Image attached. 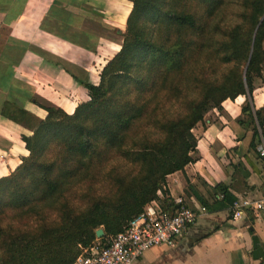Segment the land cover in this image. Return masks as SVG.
I'll return each instance as SVG.
<instances>
[{"label": "trees", "instance_id": "16d2710c", "mask_svg": "<svg viewBox=\"0 0 264 264\" xmlns=\"http://www.w3.org/2000/svg\"><path fill=\"white\" fill-rule=\"evenodd\" d=\"M122 35L98 83L76 78L89 98L72 112L38 103L0 66V87H7L0 116L28 131L20 134L27 154L0 176V264H72L151 199L172 207L162 194L165 176L195 159L192 128L227 98L245 97L246 117L237 122L252 125L250 146L264 139V104H252L264 57V0H132ZM26 98L45 114L27 109ZM114 155L138 171L105 170ZM198 179L211 199L188 180L187 191L207 209L231 212L236 196L228 185ZM83 184L94 190L85 204L77 199Z\"/></svg>", "mask_w": 264, "mask_h": 264}, {"label": "crops", "instance_id": "0c3cea01", "mask_svg": "<svg viewBox=\"0 0 264 264\" xmlns=\"http://www.w3.org/2000/svg\"><path fill=\"white\" fill-rule=\"evenodd\" d=\"M131 6L132 0H0L2 71L38 103L72 112L89 98L76 78L98 83L102 65L122 44ZM239 97L223 100L215 119H207L202 134H196L197 145L190 153L198 159L185 165L186 175L208 198L198 177L210 184L223 181L236 198L264 200L262 161L257 148L250 146L252 125L236 119L244 95ZM228 100L233 105H226ZM252 104H264V90L252 92ZM24 106L45 114L27 98ZM22 132L20 124L0 116V176L25 154ZM186 175L182 170L167 175L170 195L198 206L201 203L187 191ZM229 211L201 212L173 245L151 246L134 264H264V210L238 218Z\"/></svg>", "mask_w": 264, "mask_h": 264}, {"label": "built area", "instance_id": "2783aa9c", "mask_svg": "<svg viewBox=\"0 0 264 264\" xmlns=\"http://www.w3.org/2000/svg\"><path fill=\"white\" fill-rule=\"evenodd\" d=\"M257 151L264 171V143L257 146ZM261 209L264 210L263 199L236 198L231 205V217L238 218L250 210L256 213ZM206 210L205 205L192 206L180 196L174 198V205L169 208L151 199L121 230L83 247L72 264H134L151 246L173 245Z\"/></svg>", "mask_w": 264, "mask_h": 264}, {"label": "rangeland", "instance_id": "374dc122", "mask_svg": "<svg viewBox=\"0 0 264 264\" xmlns=\"http://www.w3.org/2000/svg\"><path fill=\"white\" fill-rule=\"evenodd\" d=\"M263 49H264V41H263ZM259 90H264V57H263V60L261 62V73H260V76H257V75H254L253 77V91H256L258 92ZM240 99V97H238V100ZM245 100V97L243 98ZM244 100L242 101L241 105L244 103ZM222 103L223 101L221 102V107L220 108H212L210 110H208L205 114H204V117H203V120L202 121H199L197 122L194 127L192 128V131L194 132V134H202V128L206 125V120L207 119H210L211 121H213L215 119V117L217 116V111L219 109L222 108ZM225 104L226 105H231L232 103L228 100V101H225ZM233 105V104H232ZM240 116H243V118H245V113H241ZM237 119V117H236ZM251 125V124H249ZM23 130L25 132H28L26 128H23ZM197 136V135H196ZM259 145V144H258ZM25 147V143L23 145ZM196 148V147H195ZM25 154H27V149L25 148L24 150ZM192 155L195 157V159L193 161H195L196 159H198V157L196 156V154L193 152ZM21 159V158H20ZM21 161V160H20ZM118 166V171L122 174V173H125L126 171H128V173L130 174H135L137 171H138V165L136 164H132L130 161H128L127 159L123 158V157H120V156H111L109 159H108V163L105 165V170H108L110 169L111 167H114V166ZM188 167V170L190 169V165L187 166ZM177 171V170H175ZM182 171L184 172V174L186 175V169H185V165H184V168L182 169ZM117 172V170H116ZM174 172V171H173ZM172 173V172H171ZM169 174V173H168ZM167 174V175H168ZM167 175L165 176V182L164 184H162V191H163V195H167V193L170 194V191H169V187L167 185ZM186 180L189 181V177L186 175ZM104 183V187L109 191L111 192L112 190H114V187L112 185H110V182H103ZM83 187L81 189H79V192H84L85 195H83L82 197H78L77 196V199L80 201V202H83V204H85L86 202H88L90 196L92 195V193H94V190L93 189H87L86 186L83 184L82 185ZM97 186V185H96ZM165 189H166V194H165ZM96 192V191H95ZM171 196V195H170ZM102 228V227H101ZM100 240V239H99ZM157 245H161V244H157Z\"/></svg>", "mask_w": 264, "mask_h": 264}, {"label": "water", "instance_id": "95a60500", "mask_svg": "<svg viewBox=\"0 0 264 264\" xmlns=\"http://www.w3.org/2000/svg\"><path fill=\"white\" fill-rule=\"evenodd\" d=\"M97 237H100L103 233V229L101 227L97 228L96 231H95Z\"/></svg>", "mask_w": 264, "mask_h": 264}]
</instances>
